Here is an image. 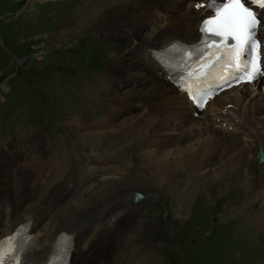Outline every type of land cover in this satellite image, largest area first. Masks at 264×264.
<instances>
[{"label": "rangeland", "instance_id": "374dc122", "mask_svg": "<svg viewBox=\"0 0 264 264\" xmlns=\"http://www.w3.org/2000/svg\"><path fill=\"white\" fill-rule=\"evenodd\" d=\"M189 1L191 2V0H178L177 2L183 3L174 4L170 10H177L183 5H188ZM115 2L116 0H0V96L5 97L3 101L0 98V153L8 150L14 142L20 150L33 151L34 145L26 137L30 129H34L38 130L45 139L44 141L36 132L48 148L47 161L51 158L53 162H56L55 159L59 161L60 166L58 163L51 164V166H55L52 173L53 178L58 179L51 178L52 168H48L46 174L44 172L48 184L55 185L58 180L60 181L61 184L57 187V191L64 188L70 189L72 182L79 179L77 175L80 171L82 172L87 166L91 167L86 170L91 177L89 178L90 185L100 187V190L102 188L109 196L107 199L114 202L118 200L114 204H118L120 207L117 210L115 207H111L114 204L107 203L101 207L103 210H100L101 214L110 210L111 212L107 211L108 218L112 215L117 217L120 215L115 221V227H120L122 237L119 238V235L112 233L111 237H107L111 242L101 248V253L105 250V253L108 254L113 247L118 245L119 247L116 249L120 254L118 264H129L130 260H133L132 264H147L144 263L146 261L145 247L151 249L154 264H254L253 261L256 264H264V256H262V254L264 255V231H258L251 223V217L254 214L264 211V193H253L252 190L246 192L244 188L240 189L238 186L235 190L231 189L230 192L228 189L224 190L221 197L216 199L209 197L208 194H205L208 191H204L205 195L200 193L191 197L188 204H185L181 199L185 209L184 213L180 212L182 215L178 214L177 218L173 209L177 198L175 194H169L167 190L162 191L146 180L138 186L133 182L130 184L131 181L105 185L106 177H102V175L107 173L109 167L101 170L98 175L92 171L96 165L88 162L86 155L89 151L80 131L71 124L70 116L89 115L91 120L98 121L110 112H115L118 119L116 124L121 125L122 121L126 120L128 113L123 106L117 108L113 104H105L112 98L106 100L107 96L101 94V98L90 99L93 98L92 95H99V91H95L96 89H92L90 85L100 89L95 86L98 85L97 77L115 68L114 65L112 66V62L121 44L116 42L118 37L114 32L126 29L136 30L143 23L142 18L133 16L127 7L113 6ZM90 7L98 8V13L102 9L101 15L85 28V32L78 31L76 26L73 28L75 17L82 18L83 12ZM64 30L67 31V36L58 37V34ZM75 31L77 32L75 33ZM111 32L113 33L111 34ZM130 32L133 34L132 31ZM131 37L132 35L128 39ZM111 42H115L116 45ZM145 66L141 70L129 66L119 72L116 77L118 80L129 77V71L134 70L135 77L133 75L132 80L134 77L137 83L136 86L132 84L114 94L118 95V99L120 96L124 98L126 94L133 93L132 91L150 90L152 92L158 89L156 88L159 85L157 80L151 81L152 77L143 72ZM116 68L119 69V67ZM107 74L113 76L114 73H106V78ZM141 77L147 81L140 80ZM99 79L101 89H103L104 77L101 76ZM108 79L112 80L109 76ZM124 81L114 83L109 92L121 89L126 83ZM90 89H92L91 95L88 93ZM97 100L101 102L100 105L96 103ZM85 102L89 103L85 104ZM113 107L114 112H112ZM71 109L74 110V113L72 112L70 115ZM184 111L186 115H190L192 110L186 104L183 113ZM164 116L166 120L179 119V123L176 125L178 128H182L183 125L185 128L189 126V122L184 121L185 115L178 117L172 114L174 117H171L165 113ZM110 119L106 122L113 121L112 118ZM217 127L221 126L217 124ZM226 132L221 130V136L230 138ZM19 133H26V135L23 137L24 134ZM113 136H111L112 139ZM101 139L103 140L102 148ZM104 142L103 137H95L93 143L100 145L101 150L108 151L111 147L110 142ZM139 144L134 142L132 146ZM124 147L120 151L122 153L126 151V155L131 151V146ZM11 149L16 152L8 150L5 152L7 156H10L9 152L22 155L30 152H19L15 147H11ZM53 152L55 159L50 155ZM112 152L113 150L110 151V154ZM146 152L142 150L131 152L118 164L121 168L131 169L129 176L136 177L135 175H138L136 170L146 166L147 161H150L151 164L154 163L153 156L146 160L144 156ZM43 159L41 158V161ZM16 161L17 156H11L10 161L0 170V174H5L8 177L9 175L14 176L11 174ZM208 167L206 169H209L210 173L215 166L211 163ZM9 169L12 170L9 171ZM112 169L113 167L109 171ZM231 173L235 174V172L229 171V174ZM186 174L195 176L193 172L184 171L183 175ZM196 177L202 179L203 182L207 180L206 174ZM140 180L144 179L140 178ZM180 180L183 181L182 178ZM4 181L5 179L2 177L0 185L6 196L9 197V187L4 186ZM9 182V185L12 186L14 177ZM228 183L230 187L233 186L232 181ZM262 190L264 188H259L258 191ZM133 192H141L150 200L137 206H132V203L125 201L121 202L126 196H133ZM45 194H47L46 190L43 189L41 195ZM248 198L250 201L248 200L247 203ZM1 200L11 202L10 207H5L4 211L0 209V221L7 222L18 209L15 203L17 200L6 198ZM1 200L0 208H4V203ZM97 201L98 199L92 204H99ZM245 203H247V207H243ZM140 210L143 211L145 218L153 222L149 234H146L141 222L137 223L135 220ZM245 214L250 219L245 218ZM6 217L8 218L6 219ZM95 223L96 221L93 224L95 225ZM91 229L88 228L87 234ZM97 231L94 230L92 234L97 235ZM107 238H101V244Z\"/></svg>", "mask_w": 264, "mask_h": 264}, {"label": "bare ground", "instance_id": "6f19581e", "mask_svg": "<svg viewBox=\"0 0 264 264\" xmlns=\"http://www.w3.org/2000/svg\"><path fill=\"white\" fill-rule=\"evenodd\" d=\"M177 1L116 0L113 4V6L121 5L127 7L133 16L142 18L143 23L139 27L137 26L138 28L136 27L137 30L133 34L130 31L126 32L128 34H124L125 38L112 62V66L114 65L115 68H113L114 70L106 71V73H115L113 75L117 77L121 70L129 68V66L137 67L141 70L146 65L143 72L153 78H150L151 81L157 80L156 82L159 85L156 88L158 89L152 92L150 90L132 91L133 93L126 94L124 98L120 96V99H118V95L111 96V101L107 100L108 102L106 101L107 103L105 104H113L117 108L123 106L128 113L126 120L122 121L121 125L116 124L118 119L114 108L112 109L114 113L109 114L100 121L91 120L92 118L89 115H78L76 117L73 115L69 118L71 119V124L80 131V135L84 139L85 146L89 151L86 155L88 162L96 165L95 168H92V171L98 175L101 170L109 167L107 173L104 176L102 175V177H106L104 179L105 185L116 182L122 184L131 181L130 184L133 182L138 186L142 184V181L146 180L160 190H167L169 194L176 195L175 208L173 209L175 216L178 218V214L182 215L184 213L183 202L188 204L191 197L200 193L203 195L208 194L209 197L217 199L221 197L224 190L228 189L230 192L238 186L240 189L244 188L246 192L252 190L253 193H264V190L258 191L259 188H264V160L258 166L254 163V155L259 146L262 147L264 155V80L223 93L219 98L210 101L197 118L186 115V109L183 113L186 104L191 108L192 113L194 112L193 107L188 103L184 93L168 84L167 74L156 61L154 52L167 47L175 40L186 43L197 41L199 21L202 18V10H198V0L194 2L191 0L188 5H183L177 10H170L174 4L183 3ZM101 10L98 13V8L90 7L83 12L82 18L75 17L76 21L72 27L76 26L78 31L85 32V28L90 26L91 22L101 15ZM260 15L262 21H264V9L260 10ZM66 34L67 31L64 30L58 34V37ZM131 35V39H128ZM260 36L264 39V32H261ZM116 67H119V69L117 70ZM134 72V70L129 71V77L132 78ZM134 77L133 81L137 83ZM140 80L147 81V79L142 77ZM92 96L93 98H90L92 100H95L96 97L99 98V95ZM98 101L96 103L100 105L101 102ZM87 103L89 102H85V104ZM228 105L232 107L230 110L226 109ZM72 112L74 113V110L71 109L70 115ZM165 113L171 117H174L172 114L178 117H184L185 115L184 121H188L189 126L185 128L183 125L182 128H178L176 125L179 123V119L170 118L166 120ZM110 118L115 122H106L111 120ZM217 124L222 129L217 127ZM221 130L225 132L228 130L226 133H228L230 138L222 137ZM112 135H114V140L111 138ZM95 137H103L105 142H110V149L108 151L101 150L100 145L93 143ZM26 139L34 145V150L26 152L21 159L22 162L14 170L13 186L18 187V183H16L18 178L23 186V191L22 195H20L21 198L15 202L16 206H18L17 211L13 213L7 222L0 221V237L8 233L11 234L15 229H17L18 234L21 231L19 227L22 224L25 226L28 224L30 232L34 234L31 240L21 245L17 241L16 236L8 246L7 251L10 252L20 246L23 249L19 251L20 257L18 259L22 261V264H45L55 251L56 246L66 244L64 237L60 236V233H69L72 236L70 247L72 252L68 264H84L88 257L94 256L101 251V243L91 238L93 231L101 230L102 236L109 230V226L113 227V221L118 218L117 216H114V219L108 218L107 211L110 210H106L101 214L100 210H103L101 207H104L107 203L114 204L118 200L115 202L108 200L107 197L109 196L102 188L100 190V187L90 185L91 181L89 178L91 177L89 172L86 171L87 168L84 169V172L82 171L77 175L79 179H75L72 182L70 189L64 188L65 190L57 192L56 188L49 199L47 196L41 195L35 198L36 192L40 190L39 188H43L40 179L43 178L44 180L43 176L47 168L43 165H51L52 163L55 165L57 162H53L52 158L47 161L48 148L36 132L32 130L28 132ZM102 142L103 140L101 141V148ZM134 142L136 144L141 143L138 146H132ZM85 146H83L84 149ZM124 146H131L129 153L136 150L147 151L144 154L146 160L153 156L154 163L151 164L150 161H147L145 163L146 166L136 170L138 172V175H135L136 177H130L131 169L121 168L118 164L119 161L121 162L129 154L125 155L126 151L124 153L120 151ZM35 149L39 150L46 159L43 160V164H41L40 156H37ZM10 150L13 153L16 152L12 149ZM111 150L113 152L110 154ZM11 152H9L10 155L13 154ZM34 154L35 156H33ZM2 156L8 157L9 155L7 156L5 152H2ZM211 163L215 167L209 173V169L206 168ZM115 164L119 166H114ZM54 167L52 166L53 170ZM112 167V171H109ZM184 171L193 172L195 176H190V174L183 175ZM229 171H233L235 174H229ZM26 173L33 174L27 177L25 176ZM205 174L207 175V180L204 182L196 177L197 175L205 176ZM140 178L144 180H140ZM180 178L183 181H179ZM30 180H33L32 187L27 184ZM231 181L233 186L230 187L228 182ZM209 188L212 194L209 192ZM204 191L208 192L204 194ZM11 195H13L12 192ZM183 195L185 197L182 198ZM0 196V200L3 198L10 200V196H6L1 185ZM97 199L99 204H92ZM147 200L150 199L145 196L143 202L146 203ZM248 200L250 201V198L247 199V203ZM122 201L131 204L132 195L126 196ZM1 202L4 204L9 203L7 200H1ZM247 203L243 207H247ZM111 207H115L117 210L120 209L118 204H114ZM244 216L250 219L247 214ZM251 218V223L258 231H264V211L254 214ZM135 220L137 223L141 222L146 234H149L153 222L144 217L142 210H140ZM74 226L92 229L90 234H86L80 229H75ZM81 229L84 228L81 227ZM145 248L144 257L146 261L144 263L154 264L151 249L149 247ZM99 256L101 257V254ZM262 256L264 255L262 254ZM253 262L256 264L255 261ZM12 264H16V261L14 260ZM103 264H112V262L104 259Z\"/></svg>", "mask_w": 264, "mask_h": 264}, {"label": "snow or ice", "instance_id": "6c2138e0", "mask_svg": "<svg viewBox=\"0 0 264 264\" xmlns=\"http://www.w3.org/2000/svg\"><path fill=\"white\" fill-rule=\"evenodd\" d=\"M253 2L264 8V0ZM198 4H204V0H198ZM207 7L212 15L202 22L201 30L208 37L207 47L214 51L209 52L207 63L187 73L188 78L197 73L204 76L217 61H222L224 75L220 79L228 86H231L232 80L237 83L251 82L258 75L264 76L260 67V49L264 43L260 33L264 32V21L246 6V0H207ZM219 86L223 87V84ZM188 87L190 90L191 86ZM206 102L205 99L201 107ZM14 260L16 264H22L13 249L0 257V264H12Z\"/></svg>", "mask_w": 264, "mask_h": 264}, {"label": "water", "instance_id": "95a60500", "mask_svg": "<svg viewBox=\"0 0 264 264\" xmlns=\"http://www.w3.org/2000/svg\"><path fill=\"white\" fill-rule=\"evenodd\" d=\"M256 158L259 159V160H258V163H260L261 160H262V155H261V151H260V150L256 153ZM134 197H135V198H134V201H132L133 204H134V203H137L139 200L142 199V197H141L140 195H135Z\"/></svg>", "mask_w": 264, "mask_h": 264}]
</instances>
